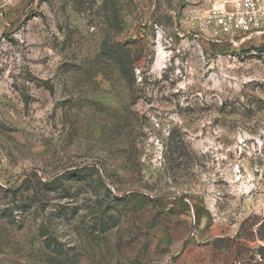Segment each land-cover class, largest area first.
<instances>
[{
	"label": "rangeland",
	"instance_id": "obj_1",
	"mask_svg": "<svg viewBox=\"0 0 264 264\" xmlns=\"http://www.w3.org/2000/svg\"><path fill=\"white\" fill-rule=\"evenodd\" d=\"M212 1L0 0V264H264V38Z\"/></svg>",
	"mask_w": 264,
	"mask_h": 264
},
{
	"label": "built area",
	"instance_id": "obj_2",
	"mask_svg": "<svg viewBox=\"0 0 264 264\" xmlns=\"http://www.w3.org/2000/svg\"><path fill=\"white\" fill-rule=\"evenodd\" d=\"M208 24L217 34L264 38V0H213Z\"/></svg>",
	"mask_w": 264,
	"mask_h": 264
}]
</instances>
